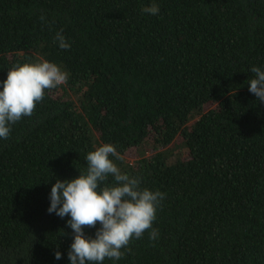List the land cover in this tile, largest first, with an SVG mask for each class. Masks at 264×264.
<instances>
[{"label":"trees","instance_id":"1","mask_svg":"<svg viewBox=\"0 0 264 264\" xmlns=\"http://www.w3.org/2000/svg\"><path fill=\"white\" fill-rule=\"evenodd\" d=\"M152 3L157 15L141 12ZM41 60L70 75L0 139V264H70L51 187L102 144L165 194L158 238L103 264H264V103L248 91L264 70V0H0V90Z\"/></svg>","mask_w":264,"mask_h":264},{"label":"clouds","instance_id":"2","mask_svg":"<svg viewBox=\"0 0 264 264\" xmlns=\"http://www.w3.org/2000/svg\"><path fill=\"white\" fill-rule=\"evenodd\" d=\"M156 3L142 7L141 12L157 15ZM41 22L45 17H40ZM61 50H69L62 30L54 35ZM255 78L248 83V91L264 103V70L253 66ZM69 73L48 60L14 65L0 90V139L10 137L12 126L25 117L34 115L47 91L67 84ZM122 159L115 146L102 144L87 153V167L78 178L61 181L51 187L48 213L69 216L67 227L72 230V243L67 253L70 264H103L105 259L119 261L129 250L133 240L147 232L155 241L159 230L153 228L157 211L165 194L141 187V178L122 173L113 159ZM109 178L111 182H109ZM93 237L85 235V228H95ZM123 249V251H122ZM56 260L61 253H54Z\"/></svg>","mask_w":264,"mask_h":264},{"label":"rangeland","instance_id":"3","mask_svg":"<svg viewBox=\"0 0 264 264\" xmlns=\"http://www.w3.org/2000/svg\"><path fill=\"white\" fill-rule=\"evenodd\" d=\"M127 154H128V159H129V160H132V159L134 158V156H135L134 151H130V152H128Z\"/></svg>","mask_w":264,"mask_h":264}]
</instances>
